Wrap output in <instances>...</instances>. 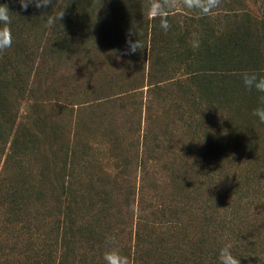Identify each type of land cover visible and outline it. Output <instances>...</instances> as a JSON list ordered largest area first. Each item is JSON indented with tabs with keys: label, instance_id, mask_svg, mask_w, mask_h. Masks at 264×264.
Instances as JSON below:
<instances>
[{
	"label": "trees",
	"instance_id": "trees-1",
	"mask_svg": "<svg viewBox=\"0 0 264 264\" xmlns=\"http://www.w3.org/2000/svg\"><path fill=\"white\" fill-rule=\"evenodd\" d=\"M258 2L0 0V264H264Z\"/></svg>",
	"mask_w": 264,
	"mask_h": 264
},
{
	"label": "clouds",
	"instance_id": "clouds-1",
	"mask_svg": "<svg viewBox=\"0 0 264 264\" xmlns=\"http://www.w3.org/2000/svg\"><path fill=\"white\" fill-rule=\"evenodd\" d=\"M20 7L27 10L29 5L34 4L36 8H46L51 0H18ZM169 7H176L182 2L183 6L189 9L197 8L203 13H208L220 4V0H164ZM162 11L158 9L159 12ZM11 12L7 4H0V52L12 46V33L10 25L12 22ZM63 16V11L59 13L57 19ZM51 23V21H50ZM136 36L134 31L129 32V37ZM128 49L126 54H134L138 50L143 49V44L137 38L132 41L130 38L126 41ZM243 83L249 90L255 89L257 92L264 93V76H260L254 72L244 73ZM264 103V97H262ZM253 115L257 116L261 122H264V107H259L254 110ZM105 264H131L128 256L124 255L115 240V238H108L106 240V250L104 254ZM219 264H240V259L233 255L231 244H226L219 252Z\"/></svg>",
	"mask_w": 264,
	"mask_h": 264
},
{
	"label": "rangeland",
	"instance_id": "rangeland-1",
	"mask_svg": "<svg viewBox=\"0 0 264 264\" xmlns=\"http://www.w3.org/2000/svg\"><path fill=\"white\" fill-rule=\"evenodd\" d=\"M258 1H259V2H258V4H257V6H258L259 8L262 7V12L264 13V0H258ZM156 2L158 3L157 6L160 5V7H162V8H167V7H169L167 4H165L164 0L162 1V3H160V0H156ZM159 3H160V4H159ZM157 6H155V7H157ZM170 8H171V9H176L175 12H176L177 10H180L181 13H182L183 15H186V14H188V13H191L190 10H188L189 8H186V7L183 6L182 2L179 3L176 7H170ZM196 9H197V8H193V12L198 11V10H196ZM84 91H85L84 89H81V90H80V92H84ZM84 115H85V114H84Z\"/></svg>",
	"mask_w": 264,
	"mask_h": 264
}]
</instances>
